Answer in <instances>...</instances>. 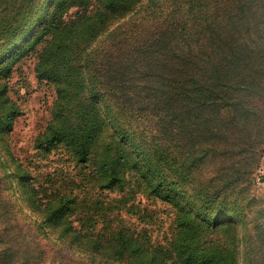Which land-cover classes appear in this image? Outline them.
Segmentation results:
<instances>
[{"label": "trees", "instance_id": "1", "mask_svg": "<svg viewBox=\"0 0 264 264\" xmlns=\"http://www.w3.org/2000/svg\"><path fill=\"white\" fill-rule=\"evenodd\" d=\"M5 1L13 2L17 16L31 0H0V14ZM116 15L121 20L110 32L121 31L115 35V51L92 52L89 45L72 57L66 40L95 38V30ZM45 16L47 22L35 30L17 21L0 24V58L31 49L36 70L58 82L60 97L41 145L64 148L83 175L97 178L100 189L120 185L129 171L149 170L138 164L150 156L146 149H156L164 155L151 166L153 177L159 174L160 183L180 190L182 182L189 190L195 187L188 201L197 214L188 211L184 217L180 210L181 232L188 225L220 230L225 223L220 218L230 214L241 219L235 201L251 184L264 149V0H56ZM123 26L127 32L131 27L124 36ZM65 51L67 62L49 69ZM77 72L84 73V81L73 105L77 89L70 85ZM113 146L117 153L110 151ZM37 200L43 212L55 208L43 223L59 225L77 197L56 193L46 202ZM5 203L0 192V204ZM180 235L178 258L190 263V241ZM257 238L264 264V226ZM207 244L215 242L209 240L203 249ZM117 255L111 254L116 262ZM234 263L230 256L216 261L204 255L198 261Z\"/></svg>", "mask_w": 264, "mask_h": 264}, {"label": "rangeland", "instance_id": "2", "mask_svg": "<svg viewBox=\"0 0 264 264\" xmlns=\"http://www.w3.org/2000/svg\"><path fill=\"white\" fill-rule=\"evenodd\" d=\"M55 1H26L21 10L24 13L17 16L13 2L5 1L0 24L17 21L30 24V30H35L47 22L45 14ZM76 9L69 10V14ZM120 20V15L109 18L95 30L98 33L95 38L81 35L66 40L72 57L79 53L77 49L81 51L89 45L92 52L115 51V35L121 31L115 30L116 34L111 35L110 32ZM130 30L131 27L128 32ZM128 32L123 26L122 35ZM121 46L119 43L118 54ZM18 53L13 51L0 58V192L6 201L0 204V264H124L129 260L134 264H182L178 258L179 246L184 240L182 232L190 241L186 257L194 256L192 262L185 264H198L204 255L216 261L230 256L234 264H262L257 235L264 226V149L251 184L235 201L242 212L241 219L230 214L220 218V222H225L220 230L188 225L181 232L180 210L184 217L188 211L192 217L197 214L196 210H190L193 203L188 201L195 187L189 190V184L183 182L181 190L169 187L159 182V174L153 177L149 173L164 153L158 154L156 149L150 152L143 146L150 156L138 165L149 166V170L129 171L127 180L120 185L100 189L97 178L83 175L64 148L41 145L40 138L48 131L54 103L60 97L58 82L36 70L38 59L31 49L24 54ZM66 56L65 51L49 69L59 68L63 59L67 62ZM83 74L71 78L70 86L77 89L73 105L82 94L79 86L84 81ZM59 103H65V97ZM110 151L118 152L114 146ZM15 170L20 179L14 174ZM163 173L174 177L165 169ZM72 192L77 202L69 215L59 225L44 224L43 217L47 214L46 221L52 218L55 208L43 212L37 206V198L46 202L56 193L70 195ZM199 221L205 220L200 218ZM78 233L81 235L77 236ZM209 240L215 245L207 244L203 249ZM116 253L119 254L117 262L111 257Z\"/></svg>", "mask_w": 264, "mask_h": 264}]
</instances>
